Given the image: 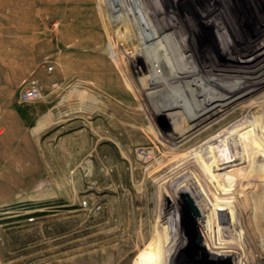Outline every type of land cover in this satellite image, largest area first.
<instances>
[{
	"label": "rangeland",
	"instance_id": "obj_1",
	"mask_svg": "<svg viewBox=\"0 0 264 264\" xmlns=\"http://www.w3.org/2000/svg\"><path fill=\"white\" fill-rule=\"evenodd\" d=\"M215 1L0 0V264H264V163L212 176L264 148L250 119L226 131L264 93L162 96L180 56L202 80L196 53L225 67L214 47L256 41L215 26ZM190 176L206 198L179 196Z\"/></svg>",
	"mask_w": 264,
	"mask_h": 264
},
{
	"label": "bare ground",
	"instance_id": "obj_2",
	"mask_svg": "<svg viewBox=\"0 0 264 264\" xmlns=\"http://www.w3.org/2000/svg\"><path fill=\"white\" fill-rule=\"evenodd\" d=\"M216 1L218 2L220 0H216ZM221 1L222 2L218 3V5L217 3L216 5H214L217 11L213 15V24L217 26L223 22L227 30L228 31L233 30L236 33V36H238V38L242 35L243 37H246V40H248L249 38L247 37V35H249L251 37H255L256 41H254L253 43L248 40V42L244 44L230 43L220 47H214L216 48V50H220V52H222L226 57L227 65H225V67L223 65L221 67L220 65L214 63L211 60L212 58L210 59L206 53H205L206 57L201 56L200 53H196L197 57L195 58V60L193 58L194 64L195 63L198 64V66L200 67V69L204 74L209 75V73H207L205 66L210 67L213 72V75L211 76L209 75L210 77L205 76L206 78L204 77V79L202 80L199 79L196 72L192 69L191 66L189 67L187 64H185L184 61H182L183 58L181 59L180 56L177 61V70H176L177 73L176 77L179 78V79L177 78L178 79L177 86L175 88V91H171L169 90V88L163 91L162 96L165 99L169 97V94L171 92H174V94H177L178 96H182V97L188 96L190 98H193L192 100H196V101H199V99L200 101L201 99L202 100L214 99L216 100V102H218V100H228V99H253L264 93V0H221ZM238 24H241V26L238 27L237 26ZM163 79L164 78L154 79L151 84L152 87L160 84L161 82H164L165 80ZM204 83H209V85L211 86V90H208V92H206V90H204L203 87ZM152 87H150V89ZM254 112L255 113H253L252 116L251 115L248 116L246 114L247 116L243 117L242 120L236 121L228 125L226 127L227 133H230L232 129L239 128L242 124L248 122L249 119L250 121L248 123H252L255 130L262 132L264 128V118H263L264 115H260L262 112L259 114L260 109L254 110ZM225 139L227 141L223 143L224 145L219 146V148L215 150L216 152L218 151L222 152L221 155H219L221 159L223 152L224 153L226 152L224 155H227V153L229 152L228 150L232 149L231 146L232 143L230 142V139L229 138H225ZM215 158L216 157L214 155L212 161H214ZM232 158H230V162ZM227 160L228 158H225V160L222 159V161H227ZM230 162L228 163V165H226V167L222 166L223 170L221 169L216 170L214 164H212V172H213L212 176L216 178L217 176L220 175V172H222L223 175H225L227 178H234V179L236 178L240 180L244 178H251L257 174H260L257 171L259 170V166L262 163H264V148L256 153H253V155L250 157V160L248 161H244L243 159L242 160L234 159L232 160L231 163ZM189 191H194L196 195H198L200 198L203 199L206 198L205 192L203 191L201 185L193 176H190L189 179L187 180V186L186 185L179 186V196L185 195ZM211 212L213 213L214 216L217 217V211L215 209H211ZM229 252L234 257L239 256L237 249L232 244H230L229 246Z\"/></svg>",
	"mask_w": 264,
	"mask_h": 264
},
{
	"label": "built area",
	"instance_id": "obj_3",
	"mask_svg": "<svg viewBox=\"0 0 264 264\" xmlns=\"http://www.w3.org/2000/svg\"><path fill=\"white\" fill-rule=\"evenodd\" d=\"M48 71L52 70V67L47 68ZM41 98V88L38 80L31 79L25 82L19 92V101L21 103L36 102Z\"/></svg>",
	"mask_w": 264,
	"mask_h": 264
},
{
	"label": "crops",
	"instance_id": "obj_4",
	"mask_svg": "<svg viewBox=\"0 0 264 264\" xmlns=\"http://www.w3.org/2000/svg\"><path fill=\"white\" fill-rule=\"evenodd\" d=\"M9 112H10V111H9ZM9 114H11V112H10ZM12 115H14V113H13Z\"/></svg>",
	"mask_w": 264,
	"mask_h": 264
}]
</instances>
